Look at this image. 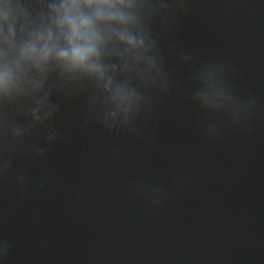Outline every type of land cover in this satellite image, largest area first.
<instances>
[{
  "label": "water",
  "instance_id": "obj_1",
  "mask_svg": "<svg viewBox=\"0 0 264 264\" xmlns=\"http://www.w3.org/2000/svg\"><path fill=\"white\" fill-rule=\"evenodd\" d=\"M11 3L23 43L59 0ZM133 3L170 81L147 114L52 63L0 92V264H264V0Z\"/></svg>",
  "mask_w": 264,
  "mask_h": 264
},
{
  "label": "clouds",
  "instance_id": "obj_2",
  "mask_svg": "<svg viewBox=\"0 0 264 264\" xmlns=\"http://www.w3.org/2000/svg\"><path fill=\"white\" fill-rule=\"evenodd\" d=\"M161 7L183 10L185 0H158ZM133 0H59L51 6L48 26L28 30L23 43L16 39L18 16L22 15L19 5L4 0L0 5V92L7 96L13 91L24 69L31 67L41 74L49 64H55L64 71L86 77L105 92H110L119 107L127 114L131 103L143 101L145 113L151 108L153 90L166 93L170 81L164 70V58L156 42L146 43L143 36L133 35L129 25L135 17L129 11ZM25 29H22L24 31ZM119 45V46H118ZM128 58L147 65L142 70L145 94L140 96L126 84L113 83L117 65L109 58ZM187 60V57L183 58ZM89 118L103 125L109 131L103 118L90 111ZM126 129V128H125ZM55 139V135H51ZM7 144L5 150L7 151Z\"/></svg>",
  "mask_w": 264,
  "mask_h": 264
}]
</instances>
